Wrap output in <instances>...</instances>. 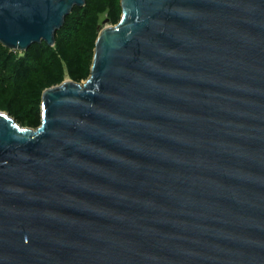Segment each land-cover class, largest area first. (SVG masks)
<instances>
[{
	"label": "water",
	"instance_id": "95a60500",
	"mask_svg": "<svg viewBox=\"0 0 264 264\" xmlns=\"http://www.w3.org/2000/svg\"><path fill=\"white\" fill-rule=\"evenodd\" d=\"M85 6L0 0V44ZM121 8L39 129L0 112V264H264V0Z\"/></svg>",
	"mask_w": 264,
	"mask_h": 264
},
{
	"label": "trees",
	"instance_id": "16d2710c",
	"mask_svg": "<svg viewBox=\"0 0 264 264\" xmlns=\"http://www.w3.org/2000/svg\"><path fill=\"white\" fill-rule=\"evenodd\" d=\"M121 16V0H86L67 17L54 47L37 44L20 53L0 44V112L23 128L39 129L43 93L66 80L86 82L103 22L116 26Z\"/></svg>",
	"mask_w": 264,
	"mask_h": 264
},
{
	"label": "rangeland",
	"instance_id": "374dc122",
	"mask_svg": "<svg viewBox=\"0 0 264 264\" xmlns=\"http://www.w3.org/2000/svg\"><path fill=\"white\" fill-rule=\"evenodd\" d=\"M109 26H111V25H109V24H107V25H103V24H102V28H103V27H104V28H105V27H109Z\"/></svg>",
	"mask_w": 264,
	"mask_h": 264
}]
</instances>
